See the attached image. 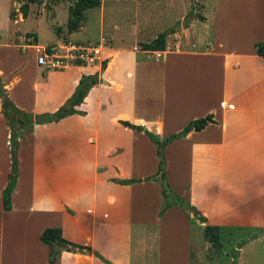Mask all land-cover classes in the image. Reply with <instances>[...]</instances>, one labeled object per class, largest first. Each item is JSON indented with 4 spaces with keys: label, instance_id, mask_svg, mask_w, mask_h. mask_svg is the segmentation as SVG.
Here are the masks:
<instances>
[{
    "label": "crops",
    "instance_id": "1",
    "mask_svg": "<svg viewBox=\"0 0 264 264\" xmlns=\"http://www.w3.org/2000/svg\"><path fill=\"white\" fill-rule=\"evenodd\" d=\"M196 2L200 15L171 30L164 50L100 43L91 62L61 70L44 71L35 60L37 47L58 39L40 46L36 37H0V81L22 112L52 113L80 76L98 78L75 112L33 122L18 138L8 210L1 191L11 165L9 130L0 113V264H44L45 227L89 246L62 250L52 264H191L193 224L264 233V56L254 47L264 42V0ZM17 9L7 14L13 23L23 19ZM196 22L202 27L188 40L186 28ZM110 29L117 36L118 27ZM208 114L211 122L163 149L168 186L204 217L200 222L178 205L161 211L159 181L145 180L156 173L155 147L119 121L164 138ZM131 179L137 181L120 182Z\"/></svg>",
    "mask_w": 264,
    "mask_h": 264
},
{
    "label": "rangeland",
    "instance_id": "2",
    "mask_svg": "<svg viewBox=\"0 0 264 264\" xmlns=\"http://www.w3.org/2000/svg\"><path fill=\"white\" fill-rule=\"evenodd\" d=\"M21 1L0 0L1 39L10 34L11 37L20 35L34 42L36 37V43L40 46L58 39L57 42L45 45L47 47L61 41L101 45L116 41L130 44L128 47L131 49H140V43L150 41L160 32H166L167 35L171 30L173 32L187 27L200 15L199 3L196 2L200 0H100L98 6L83 11L79 24L82 28L68 32L66 20L72 0H37L29 3L26 16H21L23 19L13 23L8 19V11L10 9L15 14L14 9L18 8ZM99 21L103 23L101 39L98 32ZM112 25L118 27L117 36L114 38L110 37ZM199 27H202V23L196 22L186 28L188 40L189 37L196 36ZM98 49L100 52L101 48ZM99 67L101 68V63ZM154 101L148 102L150 112L157 109ZM241 230L220 226L217 241L213 244L206 240L208 247L204 249L203 228L193 224L190 232L193 250L191 264H264V233ZM238 245H242L243 250L237 251Z\"/></svg>",
    "mask_w": 264,
    "mask_h": 264
},
{
    "label": "trees",
    "instance_id": "3",
    "mask_svg": "<svg viewBox=\"0 0 264 264\" xmlns=\"http://www.w3.org/2000/svg\"><path fill=\"white\" fill-rule=\"evenodd\" d=\"M37 0H22L21 4L18 6V12H20L22 17H25L28 12L29 3H33ZM100 4V0H72L69 6V17L66 20V28L68 32L75 31L80 24V20L83 18V11L87 8L96 7ZM14 12H9V17H13ZM165 36L166 32L158 33L153 39L148 42L140 43V49L146 51H162L165 48ZM255 51L259 56H264V42H255ZM104 66V62H101V68ZM97 74L82 75L78 80L74 91L65 100V102L58 107L52 113H42L32 115L31 113H25L18 110L11 102L8 104L0 105V113L3 115L5 124L9 130L8 142L10 151V171L7 174V181L4 188L1 191V202L2 209L8 210L10 208V193L14 187L16 172H17V162H16V150L18 145V138L25 131H30L32 129L33 122L35 123H45L50 121H56L61 117L75 112L74 106L79 104L86 91L90 86L97 82ZM5 94V90L0 81V97ZM32 118L33 120H29ZM211 115H205L203 117L195 118L189 120L179 131L169 134L164 138H160L157 134L152 133L141 125L131 124L127 121H119L122 125L137 130L142 131L152 142L155 147V155L157 157V169L155 175L148 176L145 180L155 179L160 183V194L164 200V205L161 207V211L170 205H178L183 209L188 210L192 213V216L200 222H205L203 216L188 202L183 201L180 197L174 194V192L168 186V183L164 177V147L172 140L184 136L190 130H199L208 122H211ZM137 180H121V183H129ZM217 226H212L205 224L203 226V235L206 240L211 243L217 241ZM39 240L47 245L48 254L47 260L44 264H52L56 258L59 256L62 250L65 251H83L88 250L89 246L71 242L65 239L60 232L58 227H45L39 233ZM98 256V254H95ZM104 261V260H103ZM106 262V261H104Z\"/></svg>",
    "mask_w": 264,
    "mask_h": 264
},
{
    "label": "built area",
    "instance_id": "4",
    "mask_svg": "<svg viewBox=\"0 0 264 264\" xmlns=\"http://www.w3.org/2000/svg\"><path fill=\"white\" fill-rule=\"evenodd\" d=\"M93 43H75L61 41L60 43L37 47L36 64L44 71L61 70L70 65H81L96 58L99 49Z\"/></svg>",
    "mask_w": 264,
    "mask_h": 264
},
{
    "label": "water",
    "instance_id": "5",
    "mask_svg": "<svg viewBox=\"0 0 264 264\" xmlns=\"http://www.w3.org/2000/svg\"><path fill=\"white\" fill-rule=\"evenodd\" d=\"M1 104H8V99H7V96H6V94H3L1 97H0V105ZM29 120H31V118L29 119Z\"/></svg>",
    "mask_w": 264,
    "mask_h": 264
}]
</instances>
